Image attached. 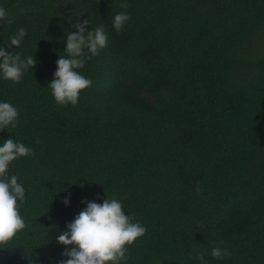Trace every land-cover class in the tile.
<instances>
[{"label": "trees", "instance_id": "obj_1", "mask_svg": "<svg viewBox=\"0 0 264 264\" xmlns=\"http://www.w3.org/2000/svg\"><path fill=\"white\" fill-rule=\"evenodd\" d=\"M0 6L13 17L0 23V46L24 27L12 48L36 60L19 82L0 80V100L18 110L0 140L33 149L9 165L25 189V227L0 244V264L66 259L55 236L82 200L108 197L146 228L122 264H200L197 251L207 264H264V0ZM120 11L130 19L117 33ZM85 19L108 42L77 69L91 80L78 102L58 105L47 85L66 31ZM216 245L231 255L212 257Z\"/></svg>", "mask_w": 264, "mask_h": 264}, {"label": "clouds", "instance_id": "obj_2", "mask_svg": "<svg viewBox=\"0 0 264 264\" xmlns=\"http://www.w3.org/2000/svg\"><path fill=\"white\" fill-rule=\"evenodd\" d=\"M122 8L127 4L122 3ZM127 11L116 12L111 21L112 28L119 33L129 21ZM13 17L0 6V23H11ZM88 20L72 25L75 31L67 30L64 38V52L56 60V68L47 85L58 105L78 102L80 91L91 84V80L77 69H82L91 57L99 54L107 45L104 25L94 30H85ZM26 29L18 27L8 38L7 50L0 46V80L19 82L24 71L32 69L36 63L33 55L21 57L12 46L19 47L26 36ZM18 118L17 108L7 100H0V129L15 127ZM32 147L13 137L0 140V244L6 243L25 227V220L19 213V204L25 200L24 186L15 174H8L9 165L19 157L31 156ZM200 191L199 185L195 189ZM69 195L63 199L69 204ZM82 208L65 225L66 230L55 236V241L64 245L61 252L66 259L56 260L55 264H122L126 261L127 247L142 236L146 228L139 221L123 211L122 202L116 198L103 199L101 202L82 200ZM71 246V247H69ZM214 258L230 256V251L219 245L210 249ZM195 258L200 264H207L202 252L197 251ZM28 264H33L29 260Z\"/></svg>", "mask_w": 264, "mask_h": 264}]
</instances>
